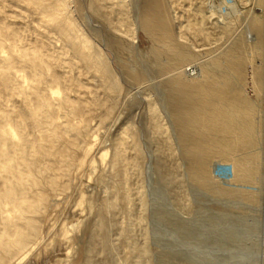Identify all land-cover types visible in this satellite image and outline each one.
Listing matches in <instances>:
<instances>
[{
	"label": "bare ground",
	"instance_id": "6f19581e",
	"mask_svg": "<svg viewBox=\"0 0 264 264\" xmlns=\"http://www.w3.org/2000/svg\"><path fill=\"white\" fill-rule=\"evenodd\" d=\"M249 3L0 0V264L36 252L48 204L73 193L88 226L81 264H153L150 216L189 237L227 239L154 204L151 179L179 186V171L214 199L257 201L262 116L229 78L252 64L241 52L261 36L263 6L255 12ZM133 25L171 43L168 53L151 47L150 74L112 54L129 38L137 49ZM249 73L259 91L261 79ZM216 205L204 211L209 221L228 217ZM236 213L229 222L242 226ZM62 220L50 225L52 236L71 232ZM246 234L229 228L242 253L229 252L224 264H264Z\"/></svg>",
	"mask_w": 264,
	"mask_h": 264
},
{
	"label": "rangeland",
	"instance_id": "374dc122",
	"mask_svg": "<svg viewBox=\"0 0 264 264\" xmlns=\"http://www.w3.org/2000/svg\"><path fill=\"white\" fill-rule=\"evenodd\" d=\"M258 1L254 0L253 3V0H251L248 6L255 4L257 7L255 12H258L260 4L263 6L264 13V2L261 0L258 3ZM105 4H107V1ZM189 10V12H192V7ZM186 17L189 20L194 18L191 13ZM186 17L181 20L185 21ZM241 20L242 17L236 15L234 17L235 26H239ZM260 26L262 31L259 43L256 47L245 48L241 52L244 58L252 60V64L244 66L242 70V74L245 71L244 75H229V78H233L231 85L241 88L245 99L250 102V105L255 110L260 111L262 116L260 124L262 128L260 127L259 129L260 141H258L257 145L260 149V161L258 159V170L255 174L260 195L255 203L247 202L245 199L242 202L236 195L214 199L205 190L193 185L191 180L186 177L183 178L184 174L179 171L177 172L179 186L172 184V182L167 183L168 179L160 180L158 176H155V173H152L153 190L151 191L150 199H152L154 204L161 205L168 213L179 219L181 224L187 225L194 230L196 229L197 232L212 233L216 237L227 238L222 241H214L213 238L201 240L198 236L189 237L184 231L174 229L167 222H161L157 218L150 216L148 218V233L151 241L149 251L153 264H224L225 261H229V252L242 253L238 248V244L229 243V228H233V226L239 231L241 229L246 231L247 238L253 240L254 245L250 253L252 252L256 258L264 256V18ZM130 29L136 30V41L133 45L137 49L134 50L132 46V49L127 47L126 42L129 44L133 42L130 38L126 42H117L116 46L112 45V54L115 61L118 63L125 62L128 65L131 64L137 67L139 63H142L145 67H149L148 73L150 74L153 68L150 61L151 47L163 48L164 52L168 53V46L171 43L163 41L153 42L150 36L136 25L130 26ZM252 69L257 73V77L261 79L259 91L257 82L252 80L253 73H249ZM235 77H242V80L238 81ZM163 150L166 151L164 147ZM213 163L214 161L211 162V164ZM223 164L229 166L228 162H223ZM214 172L213 170L214 180H217ZM74 195L75 193L72 194L70 199L67 197L61 201H50L47 211L40 222L41 230L38 239L40 245L38 250L33 252L23 264H81L83 262L84 243L88 226L83 225L81 222L82 216L76 208V203L73 199ZM216 204L225 211L228 217L229 212L244 213L243 227L232 221L231 223L233 224L231 225L228 217L227 219L226 217L218 216L219 219L209 221L204 216L206 215L204 211L215 212ZM210 215L212 214L210 213ZM61 218L71 232L67 237L62 235L52 236L50 225L54 222L57 223ZM115 244H117V241H115ZM68 251L75 253V255L67 257Z\"/></svg>",
	"mask_w": 264,
	"mask_h": 264
}]
</instances>
